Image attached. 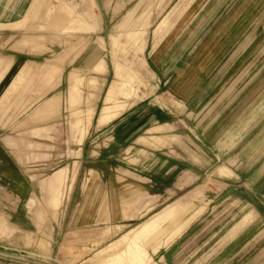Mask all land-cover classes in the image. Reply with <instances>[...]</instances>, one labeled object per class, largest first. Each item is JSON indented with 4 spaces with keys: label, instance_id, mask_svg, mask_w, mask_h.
Returning a JSON list of instances; mask_svg holds the SVG:
<instances>
[{
    "label": "crops",
    "instance_id": "1",
    "mask_svg": "<svg viewBox=\"0 0 264 264\" xmlns=\"http://www.w3.org/2000/svg\"><path fill=\"white\" fill-rule=\"evenodd\" d=\"M96 2L123 4L124 9L116 12L114 8L115 11L110 12L107 8L104 14L100 13L101 31L97 42L77 51L79 56L70 57V62H75L70 75L74 70L85 74L87 77L81 80H85V86L89 87L86 95L78 99L85 103L81 117L73 116L71 122L78 132L74 144L77 149L72 152L79 169L67 180L68 197L79 181L83 182L79 211L75 216L79 226L76 227H90L106 220V216L105 219L101 218L103 209L98 201L105 191V180L115 196L113 207L111 205L109 209V219L117 222L127 220L125 217L129 212L126 204L141 201L143 196L150 194L148 199L147 196L144 199L152 203L148 206L140 202V211L149 210L156 201L165 203L174 200L173 203H176L186 199L184 192H190L198 208L184 218L182 214L177 216L175 227L193 218L174 242L198 225H203L200 220L205 215L208 216V225L203 230L213 227L215 222L210 218L213 213V218L220 215L226 222L220 227L224 231L214 237L212 244L198 249L201 256L194 264H264V0ZM8 5L9 0H0V29L10 27L17 30L23 25L22 20L10 23L5 19L9 14ZM32 8H29L25 20L30 17ZM48 16L51 19V13ZM131 18L140 19L142 25L148 21L154 26L155 36L140 48L143 50L146 45L145 58L155 83L153 92L125 112L106 110L103 118L96 121L94 117L101 96L97 92V79L102 81L104 88L107 82L105 77L109 75V70L105 72L110 55L107 48V36L111 32L108 31V23L111 25L120 20V23L126 24ZM57 22L53 19L50 24ZM128 37L138 40L139 33ZM37 38L26 35L12 49L15 52L39 53L40 43L29 40ZM119 45L120 37L112 36L114 66L121 65L115 59ZM61 60L53 65V70L60 71L56 83L58 89L63 87L68 65L61 64ZM15 63L13 57L0 58V85ZM46 66H33L32 63L23 66L0 99V122L10 105L7 101L10 93L16 89L15 82L35 76L44 77L43 81H46ZM70 75V88L76 89L77 84L82 85L81 80L72 82L75 78L72 76L70 80ZM46 95L44 92L35 102ZM58 105L56 95L46 98L27 121H21L20 124L28 126L19 134L30 133L33 139L39 141L27 154H22L21 146L9 147L5 141L6 135L0 136L7 146H4L5 149L14 156L15 166L21 168L24 164L38 166L50 162L53 146L40 140L51 142L55 125L42 127L33 123L30 125V122L52 117ZM92 122L91 134L86 137L87 128ZM0 127L2 130L4 125L0 124ZM87 143L90 146L85 152ZM16 153H20L19 156H15ZM21 156L23 161H20ZM67 174L64 168L43 177L40 192L42 180L49 176L43 180V197L47 200L52 198V191L61 188ZM208 174L212 180L206 181V209L199 207L198 199L193 197L197 194L199 180ZM33 180H37V175L29 177V181ZM48 201L49 209L56 211L52 200ZM188 204L186 200L182 206ZM158 215L138 228H143L145 237L150 240H153L154 232L160 233L156 238L161 241L158 251L167 248L163 253L166 261L178 241L170 244L167 209L164 208ZM128 217L130 222L136 219ZM157 218H160V226L154 231L151 225ZM63 224L56 222L54 232L62 230Z\"/></svg>",
    "mask_w": 264,
    "mask_h": 264
},
{
    "label": "rangeland",
    "instance_id": "2",
    "mask_svg": "<svg viewBox=\"0 0 264 264\" xmlns=\"http://www.w3.org/2000/svg\"><path fill=\"white\" fill-rule=\"evenodd\" d=\"M15 3L19 4L18 8H15L17 6ZM31 6H33V11H30V17L28 16V19L25 20L24 17ZM107 8L110 12L116 8L117 12L122 11L124 5L98 4L96 0H9V14L5 19L10 23L22 20L23 25H20L17 30L10 27L0 29V58L13 57L16 60L11 73L1 82L0 99L27 63H32L33 66L48 65L45 67L48 81H43L44 77L35 76L23 78L19 83L15 82L16 89L10 93L7 101L10 105L1 118L0 124H3L4 127L2 130L0 129V136H7L5 141L9 147L21 146L22 154H27L33 149L32 146L37 143L38 139H33L30 133L19 134L22 129L28 126L20 124L21 121H27L28 117L40 108L46 98L56 95L59 105L52 117L30 122V125L33 123L32 125L38 124L42 127L55 125L52 131L53 140L51 142L40 140V142L53 146V156L50 162L45 165L24 164L18 168L15 166L14 156L5 149L7 146L2 143L0 137V250L28 255L54 264H194L195 260L201 256L198 249L203 248L204 245L212 244L214 239L224 231L220 227L226 222L220 215L213 218V213L210 217L213 219L211 221L215 222L213 227L203 230L208 225V216L200 215L203 225H198L189 233L182 235L177 240L178 242H174L193 218L175 227L177 216L182 214L181 216L184 218L198 208L197 203L192 201L190 192H184L183 195L186 199L176 203H173L174 200L165 203L156 201L149 210L140 211L139 204L145 202L150 206L152 203L144 199L146 196L148 199L150 194L143 196L141 201L139 199L126 204V210L129 212L125 217L127 220L117 222V220L109 219L111 214L109 209L111 205L113 207L115 196L108 186V181L105 180L103 181L105 191L98 201L103 209L101 218L105 219L104 216H106V220L102 224L90 227H76L79 226L75 222V216L79 211L78 204L81 200L80 191L83 182L81 183L80 180L70 193L72 197H68L69 181L67 180L77 174L79 169V164L73 159L74 153L72 152L73 149H77L74 144L78 132L75 131L77 127L71 126V122L74 119L73 116L81 117L84 111L81 109L85 108V103L79 102L78 99L86 95L89 87L85 86V80H81L87 77L85 74L74 70L70 75L71 69L75 66V62H70V57L78 55L77 51L82 50L85 45L97 42V36L101 31L100 13L104 14ZM49 13H51V19L48 16ZM53 19L58 21L54 25L50 24ZM114 24L117 25L113 26ZM52 26L54 28H51ZM108 28V31H111L107 36V48L110 55L107 58L105 72L109 70V75L105 77L107 82L104 88L101 85L102 81L96 77L99 86L97 92L101 94L97 115L94 117L96 121L103 118L106 110L116 109L120 113L125 112L127 108L149 96L155 86L152 72L145 58L146 45L143 50H140L144 43L147 44L149 38L155 36L154 26L148 21L142 25L140 19L131 18L126 24L120 23V20L111 25L108 23ZM134 33H139L138 40L128 37ZM26 35L38 37L29 40L40 43L39 51L41 52L30 54L27 51L15 52L12 49V46ZM114 35L120 37V45L115 59L121 64L115 66L112 53V36ZM8 40V44H5ZM60 60L61 64L67 63L68 65L63 87L58 89L56 83L59 80L60 71L53 70V65L55 61L59 62ZM49 68L52 70H48ZM69 75L70 80L75 78L72 81L74 83L79 80L83 81L82 85L77 84L76 89L70 88ZM44 92L47 93L44 99L35 102ZM92 124L93 122L87 128L89 131L86 132V137L91 134ZM16 139L19 140V145ZM144 144L147 143L144 142ZM89 146L90 143L84 146L85 152L88 151ZM19 154L16 153L15 156H19ZM34 159L36 158L34 157ZM20 161H23L22 156ZM61 166L64 167L59 168ZM64 168L67 169V177L61 188L52 191V198H49L52 200L53 208L56 209L53 211L47 206L46 202H49V199L43 197V180L49 176L42 180L41 192L40 181L43 177L49 174L53 175ZM55 169L57 170L52 173ZM33 174L37 175V180L29 181V177ZM208 175H204L199 180L197 194L193 197L198 199L199 207L203 206L206 209L205 202L208 198L206 181L212 180ZM69 200H71L70 205L67 206ZM186 200L189 202L188 206H182L183 201L186 202ZM164 208L167 209L170 244L178 243L171 250L166 261L163 259V253L167 248L163 247L164 249L161 248L158 251L161 241L156 238H159L160 233L155 234L154 232L153 240H150L149 237H145L146 231L143 228H138L140 224L151 217H159L158 213ZM206 209L205 211H207ZM156 214L157 216H154ZM128 216L136 217V219L130 222ZM60 219L61 223L64 222L63 229H57L54 232L56 222L61 224L59 223ZM159 221L160 218H157L156 221L153 220L151 226L154 231L160 226ZM0 264L24 263L0 258Z\"/></svg>",
    "mask_w": 264,
    "mask_h": 264
},
{
    "label": "water",
    "instance_id": "3",
    "mask_svg": "<svg viewBox=\"0 0 264 264\" xmlns=\"http://www.w3.org/2000/svg\"><path fill=\"white\" fill-rule=\"evenodd\" d=\"M0 258L5 259V260H12V261H17L20 263H24V264H54L52 262L43 260V259H36L33 257H30L28 255H21L18 253H14V252H6V251H2L0 250Z\"/></svg>",
    "mask_w": 264,
    "mask_h": 264
},
{
    "label": "bare ground",
    "instance_id": "4",
    "mask_svg": "<svg viewBox=\"0 0 264 264\" xmlns=\"http://www.w3.org/2000/svg\"><path fill=\"white\" fill-rule=\"evenodd\" d=\"M41 260V259H40ZM47 261V260H46Z\"/></svg>",
    "mask_w": 264,
    "mask_h": 264
}]
</instances>
